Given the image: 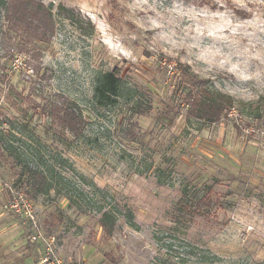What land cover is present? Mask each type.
<instances>
[{
	"label": "rangeland",
	"instance_id": "obj_1",
	"mask_svg": "<svg viewBox=\"0 0 264 264\" xmlns=\"http://www.w3.org/2000/svg\"><path fill=\"white\" fill-rule=\"evenodd\" d=\"M39 1L49 42L0 16V264H264V0ZM189 73L240 103L188 116Z\"/></svg>",
	"mask_w": 264,
	"mask_h": 264
},
{
	"label": "trees",
	"instance_id": "obj_2",
	"mask_svg": "<svg viewBox=\"0 0 264 264\" xmlns=\"http://www.w3.org/2000/svg\"><path fill=\"white\" fill-rule=\"evenodd\" d=\"M201 1L214 5L213 0ZM0 16L3 26L21 27L30 34L27 36L42 42H49V37L55 29L50 8L39 0H0ZM180 72L185 73L182 68H180ZM189 75L194 81V85H199L194 94H189L191 98L187 110L188 116L213 123L222 116H226L229 110L234 109L240 103L228 94L205 88L200 84L203 83V80L199 79L197 75L193 73H189ZM119 82L120 78L113 71L104 73L95 87L96 98L98 100L113 99L118 94ZM59 121L65 129L77 135L83 120L81 115L72 108H66L59 117ZM234 126L239 130V126L235 123ZM98 223L106 234H112L115 218L109 212H103Z\"/></svg>",
	"mask_w": 264,
	"mask_h": 264
}]
</instances>
